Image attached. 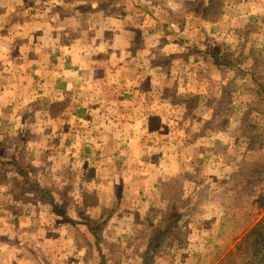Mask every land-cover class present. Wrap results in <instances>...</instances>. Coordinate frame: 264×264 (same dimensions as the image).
I'll use <instances>...</instances> for the list:
<instances>
[{
  "label": "rangeland",
  "instance_id": "rangeland-1",
  "mask_svg": "<svg viewBox=\"0 0 264 264\" xmlns=\"http://www.w3.org/2000/svg\"><path fill=\"white\" fill-rule=\"evenodd\" d=\"M123 6L125 12L132 8ZM202 7L192 5L191 16L202 14ZM191 16L186 33L194 39L192 26L201 21ZM226 19L205 42L243 64L226 77L234 79L228 100L212 59L162 47L141 75L140 95L122 99L114 111L118 120L78 123L74 128L87 131L75 134L81 141L72 138L68 152L29 154L33 183L25 184L15 167H0V264H102L98 246L107 264H144L161 236L153 264H218L234 249L235 224L253 225L263 214L264 180L249 184L233 175L238 164L264 165V103L252 91L254 80L264 84V37L245 29V21L238 31ZM243 67L250 72L243 74ZM235 88L238 93H231ZM219 101L232 106L230 129L205 124ZM37 180L52 192L54 206L37 193ZM114 207L96 238L86 217L96 224Z\"/></svg>",
  "mask_w": 264,
  "mask_h": 264
},
{
  "label": "crops",
  "instance_id": "crops-1",
  "mask_svg": "<svg viewBox=\"0 0 264 264\" xmlns=\"http://www.w3.org/2000/svg\"><path fill=\"white\" fill-rule=\"evenodd\" d=\"M189 1L195 2L133 0L130 3L146 10L140 16L133 6L124 11L123 5L129 3L126 0L103 9L85 0H1L0 126L5 130L0 128V167H8L16 158L14 154L21 160L24 156L26 163L29 154L68 152L72 143L81 141L79 134L87 131L74 128L78 123L118 120L114 111L123 104L122 99L140 95L141 75L153 65L160 48L179 52L192 48L180 47L181 35L186 45H200L213 36L211 31L218 32V24L226 17L238 31L245 21V29L264 37V0H224L223 17L216 23L205 22L204 6L196 5L202 7V14L191 16L197 23L201 21V25L192 26L194 39L186 33L188 15L182 20ZM156 15L175 36L163 29ZM241 16L245 18L241 20ZM199 34L200 39L196 37ZM143 39L148 42L145 48L141 47ZM263 51L264 47L261 54ZM127 91L133 96L127 97ZM57 104L61 107L55 111L61 110L54 113ZM66 122L68 127L62 129ZM45 134L52 143L48 149ZM61 142L63 146L55 148Z\"/></svg>",
  "mask_w": 264,
  "mask_h": 264
},
{
  "label": "trees",
  "instance_id": "trees-1",
  "mask_svg": "<svg viewBox=\"0 0 264 264\" xmlns=\"http://www.w3.org/2000/svg\"><path fill=\"white\" fill-rule=\"evenodd\" d=\"M123 1L124 0H85V3L88 5L96 4L97 7L103 9V7L105 6L122 3ZM126 1H128L131 6L135 7L138 10L140 16L143 12H146L145 8L141 7V5L135 2L133 4L130 3L133 0H126ZM199 4L204 6L205 10H204L203 20L205 22L216 23L222 19L224 0H207V4H205L204 0H195V2H193L192 5H199ZM191 7L188 9L190 13V15L187 14L188 16H191V10H192ZM150 13H153V10ZM155 17L159 20L158 23L160 22L163 23V29L169 31L171 36H175V32L169 27V25H167V23L164 22L161 16L158 17V15H156ZM182 36L183 35L178 37L179 44H181L180 47L182 48L192 47L185 49L187 50V53L189 52L191 56L197 54V56L206 59L207 58L212 59L214 64L221 71L222 75H224L223 82L221 85V93H222V97L225 100H228L230 98V86H233L234 79L226 78V77L231 71H233L234 67H237V65L242 67L243 64L242 63L240 64L238 61L235 62V60H233L231 57L225 56L223 52L210 48L207 42L201 43L200 45L198 44L197 46H191V45L188 46L186 45V40L181 38ZM242 69L243 71L241 70L240 71L243 74L250 72V70L247 67H243ZM224 81L226 82L224 83ZM254 83L256 85L255 88H252V91L255 92V95L259 98V100H261L264 103V84L260 83L258 80H254ZM231 93L237 94L238 89L235 88L234 92L232 91ZM244 95L245 92L242 91L240 93V96H244ZM192 101L193 99H189L187 101L186 109L188 111H192V107L190 105ZM194 103L197 105L196 100H194ZM216 105L218 106L214 109L213 114L210 115V117L205 121L206 126H211V128L217 129V127L221 125V127H227V129H230L232 125L229 126L230 123L228 122V120L230 119L231 115L229 117L227 115V112L228 111L230 112L231 105H227V106L222 105L221 101H219L218 104ZM57 107H61V105L57 104L53 107L54 113L59 112L61 110L60 109L58 111H55V108ZM218 123L221 124L218 125ZM86 151L89 153L90 148L88 147ZM9 166L10 167L14 166L20 171V174L24 177L22 179H25V184L30 185V183H33L31 182L32 180L30 179H34V178L30 176V172L28 169L35 167H30L29 164H26L23 161V158L22 160L20 159V156L19 158H14V160L9 163ZM233 178L236 180L247 179L249 181V184L255 181L264 180V165L260 163H252V164L249 163L246 166L242 164H238L236 166V170L233 175ZM37 182H38L37 193L40 194L42 197H48L49 200L52 201L50 205L54 206L53 204L55 199L54 196L52 195V192H50L48 188H45V186H43V184L40 183L38 180ZM259 205L263 209L262 210L263 214L259 220H257L255 223L253 222V225L246 224L244 220L238 221L237 223L236 220L234 219L231 220L233 223H236L233 230H234L235 238H238L236 239L238 243L236 244L234 249L231 250L229 254L225 258H223L218 264H264V189L262 190V194H260ZM115 208L116 207H114L113 209H111L106 213H103L96 224H92L93 221L88 217H86V219H88L86 226L94 233L96 238L99 237L106 222L113 216L115 212ZM163 238L164 236L159 237L158 240H156L155 238L151 248L154 251V254L148 256L146 260L144 259V264H153L151 260L154 258L157 246L161 245ZM98 251L102 256V264H107L105 260V254L101 250L100 246H98Z\"/></svg>",
  "mask_w": 264,
  "mask_h": 264
}]
</instances>
